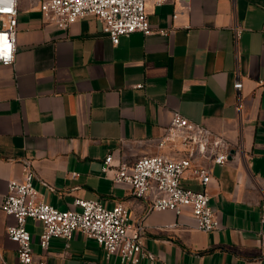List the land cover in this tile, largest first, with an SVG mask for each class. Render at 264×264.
Returning <instances> with one entry per match:
<instances>
[{
	"label": "crops",
	"instance_id": "crops-1",
	"mask_svg": "<svg viewBox=\"0 0 264 264\" xmlns=\"http://www.w3.org/2000/svg\"><path fill=\"white\" fill-rule=\"evenodd\" d=\"M147 9L154 31L114 44L94 16L63 29L43 22L40 0H20L16 60L0 64V264H18L6 232L15 219L2 203L27 161L39 198L59 209H79L77 198L124 203L128 223L146 228L149 255L138 264H264V0H164ZM174 109L230 144L206 186L219 229L193 227L188 211H149L102 170L108 153L115 165L182 155L172 142L158 146ZM183 184L204 188L189 177ZM27 229L36 264H121L82 231L52 238L43 252L42 223L29 218Z\"/></svg>",
	"mask_w": 264,
	"mask_h": 264
},
{
	"label": "built area",
	"instance_id": "built-area-1",
	"mask_svg": "<svg viewBox=\"0 0 264 264\" xmlns=\"http://www.w3.org/2000/svg\"><path fill=\"white\" fill-rule=\"evenodd\" d=\"M184 1V0H181ZM161 5L164 0H40L42 20L66 29L87 16L96 17L102 31L114 44L121 36L133 32L149 35L154 31L148 18V3ZM20 0H0V64L13 65L16 60ZM239 36L240 27H235ZM160 32L166 34L165 29ZM138 87H144L139 83ZM241 109L243 81L234 82ZM172 142L182 155L169 157L164 154L144 155L132 163L114 164V155L108 153L102 170L117 184L130 186L133 195L148 204V210H173L178 216L190 213L193 227L211 231L221 227L210 201L206 186L212 177V164L224 165L230 158L227 139L208 126L195 122L174 109L164 134L158 139L162 147ZM198 180L204 188L194 189L183 184V178ZM35 171L27 161L22 180L11 179L4 196L2 209L15 221L6 232L17 245L18 264H36L31 232L27 229L29 218L42 223L39 245L48 251L54 237L71 240L77 231L94 238L105 249L109 258L116 255L121 264H138L149 255L145 247L146 228L142 221L128 223V208L122 202L113 207L104 206L99 200L77 198L79 209H59L38 196L34 186ZM170 223L165 228L177 226Z\"/></svg>",
	"mask_w": 264,
	"mask_h": 264
}]
</instances>
